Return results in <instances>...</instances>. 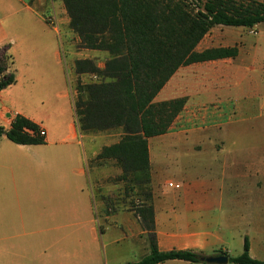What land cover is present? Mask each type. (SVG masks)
<instances>
[{"label":"crops","instance_id":"crops-1","mask_svg":"<svg viewBox=\"0 0 264 264\" xmlns=\"http://www.w3.org/2000/svg\"><path fill=\"white\" fill-rule=\"evenodd\" d=\"M69 21L61 0H0V47L9 45L12 58L7 70L15 74V82L0 90V125L7 130L14 117L22 115L44 128L41 144L49 136L55 139L58 117L66 112L63 108L57 112L60 104L55 99L70 97L63 88L61 52ZM227 26L211 27L196 50L235 46V57L180 66L153 98L154 102L186 98L168 130L147 138L153 231L161 251L190 249L202 255H217V250L230 255L233 242L241 244L246 237L249 255L261 260L263 246L261 251L254 246L264 238V90L251 83L248 93L258 96L256 102L234 103L245 79L239 70L254 62L248 60L242 42L228 40L234 32ZM189 110H199L196 123H190L189 114L185 117ZM69 113L67 136L78 143L71 99ZM249 121L253 122L244 126ZM226 125H231L228 133ZM188 133H197V149L210 146V158L202 165L197 160L199 173L194 161L190 167L181 163L178 181H171L160 175L156 158L167 154L168 139L175 136L178 144L180 136ZM155 142L156 151L152 150ZM66 152L59 156L60 166L46 170L14 166L15 153H0V264H106L102 248L121 240L139 252L135 260L146 255L147 240H138L145 232L139 225L141 218L125 211L120 195L116 210L110 212L108 196L95 194L94 179L85 168L64 165L68 156L75 155ZM41 172L46 183L38 186L49 188L31 190L29 177ZM31 198L42 203L44 212H27ZM238 224L242 229L237 239ZM110 231V243H102V236ZM116 231L120 237L114 236ZM125 249H113L112 254L118 257ZM157 264L196 263L171 259Z\"/></svg>","mask_w":264,"mask_h":264},{"label":"trees","instance_id":"trees-1","mask_svg":"<svg viewBox=\"0 0 264 264\" xmlns=\"http://www.w3.org/2000/svg\"><path fill=\"white\" fill-rule=\"evenodd\" d=\"M69 16V28L84 48L105 51L100 67L91 58L74 60L77 74H93L96 80L78 81L73 107L81 131L119 129V141L104 146L98 158H112L131 175L133 186L150 183L147 138L165 133L186 98L154 102L153 98L178 67L195 62L235 57L237 48L212 47L197 51L202 37L215 25L245 26L264 22V1L258 0H61ZM248 1V2H247ZM9 45L0 47V90L15 82L7 59ZM39 125L16 115L9 129L0 125V135L17 144H41ZM33 130L30 134L24 129ZM138 207L149 235V251L125 264H157L171 259L203 263L202 255L190 249L161 251L153 231L151 192ZM236 264H264L249 255L248 239L243 250L232 256Z\"/></svg>","mask_w":264,"mask_h":264},{"label":"rangeland","instance_id":"rangeland-1","mask_svg":"<svg viewBox=\"0 0 264 264\" xmlns=\"http://www.w3.org/2000/svg\"><path fill=\"white\" fill-rule=\"evenodd\" d=\"M244 1L246 2V0ZM190 2H194V0H190ZM226 28L234 32V34L230 38H228V40L231 42H242L244 51L247 54V58H249L248 60L253 59L252 61L254 62H246L244 66H241L239 73L245 75V79L243 80L242 88H239L238 93L235 95L236 97L233 101L234 103L239 102L238 104L241 105H243L244 102L248 101L256 102L258 96H255L254 94L250 95L248 93V86L249 84L253 83L256 90H259L260 92L264 90V22H260L252 28H248L245 26H227ZM63 36V38H65V40L61 42L63 88L67 89L70 97L66 99L65 97H63L59 100H57V98L55 99L56 103L60 104L57 112H59V109L61 108L66 110L65 114L60 113V116L58 117L60 118V120L58 123L59 126H55V129H57L55 139L49 136L47 143L21 146L10 141L9 139H3L0 135V153L4 151H12L16 154L13 159L14 166H18L20 164L24 167H29L31 170H46L55 168L61 165V160L59 158L60 154L67 153L66 151H69L72 154L75 153V155L77 156V160L75 158V155L72 158L68 156L67 159L64 160V165L70 167L83 166V168H85V171L89 174V176H92V178L94 179L93 187L95 189V194H98L99 197H101L102 195L108 196L107 202H109L108 209L110 210V212H114L116 210L115 208L117 205V195H120L121 202H123L125 211H127V213L131 212L130 214H132L133 216H139L138 207H140L145 202L144 195L147 190L150 191V183L148 187H146L145 184H141V187L135 185L133 186L131 175L124 176L122 172L120 174L118 173V170L121 169V166L116 162V160H113L112 158L109 159L97 157V154L102 150L104 146L120 140L122 135L120 134L119 130L109 129L106 131L85 132L81 131L78 128V124L75 119L79 134V142L77 143L76 139L67 136L68 130L66 119L70 115V99L71 103L73 104L72 97L75 96V85L78 81L90 82L92 80H96L93 74H77L74 69V60L80 58H91L96 62L98 66L102 67L107 54L105 51L82 47L80 44V40H76V35L71 30L67 29L65 34L63 32ZM6 62L9 63V59H7ZM250 65H253L255 69L250 70L248 68L250 67ZM195 109H197V107H195ZM198 112L199 110H194V112L193 110H189L188 112H185L187 113L185 117L187 118V115L189 114L190 116L188 118H191L190 123H196V119L198 121L199 118L195 117L194 115L197 116ZM219 113L223 114L224 111ZM252 122L253 121H249L245 123L244 126ZM230 126L231 125H226L224 127L225 133L229 132ZM211 134H213V131L211 132ZM186 138L187 141L184 143L183 140H185ZM179 139L182 140L178 144H175V136L172 139H168L167 144H165L166 147H164L167 154H165L164 156L160 155L161 158H156V160L159 162V166L161 167V169L159 170L160 175L170 179L171 181H178L177 166L181 163H183L187 167H190V163L194 161V167L197 173H199L197 160H199L201 165L207 163L204 160L208 161V159L210 158V152L212 151L209 148V145L197 149V133H188L186 135L180 136ZM157 144L158 143L156 142L152 143V150L156 151L155 145ZM17 155H19V158H17ZM68 155H70V153H68ZM197 156H199L200 158H197ZM45 177L46 175H44L42 172L40 176H38V174L31 175L29 177V186L31 190L34 188L35 190L38 188H49L46 187L47 185L41 187L38 186L39 184L43 185L46 183ZM29 203V210H27V212H30V214H39L42 211L44 212V207H42L41 205L42 203H36V200L32 198L30 199ZM139 225L141 226V229L145 231L144 234L140 235V238L138 239L139 242H141V240L145 238L147 240V243L149 244V235L151 233H149L145 229L142 221L141 223L139 222ZM237 229L238 231L236 232V238L238 239V234H241L240 232L242 229V225L238 224ZM111 232L113 231H110V235L105 234L102 236V243H110V236L112 235ZM114 236L120 237V232L116 231ZM243 239L244 238H242L241 244H237L236 241L233 242L230 255L235 256L242 252ZM259 241L262 242L256 244L254 239L253 243L256 244L254 246V250L261 251V247L263 246L262 253L259 257H262L263 259L261 260H264V238H260ZM119 247H127V250H122V254L116 257V255L112 254V250H119ZM104 250L106 251L105 253H103ZM138 257L139 252L134 247H131L125 240H121L119 243H114L112 245H107L104 247V249L102 248V258L105 260L106 264H124L125 262L133 261ZM224 264L236 263L228 261Z\"/></svg>","mask_w":264,"mask_h":264},{"label":"water","instance_id":"water-1","mask_svg":"<svg viewBox=\"0 0 264 264\" xmlns=\"http://www.w3.org/2000/svg\"><path fill=\"white\" fill-rule=\"evenodd\" d=\"M199 259L203 263H207V264H224L228 262V256L225 254L201 255Z\"/></svg>","mask_w":264,"mask_h":264},{"label":"built area","instance_id":"built-area-1","mask_svg":"<svg viewBox=\"0 0 264 264\" xmlns=\"http://www.w3.org/2000/svg\"><path fill=\"white\" fill-rule=\"evenodd\" d=\"M25 131H27L28 133H30V134H34V132H33V130H31V129H24ZM39 134L40 135H42V136H44L45 135V130H44V128H42V127H39ZM169 185L170 186H175V187H179V184H172L171 182H169Z\"/></svg>","mask_w":264,"mask_h":264}]
</instances>
